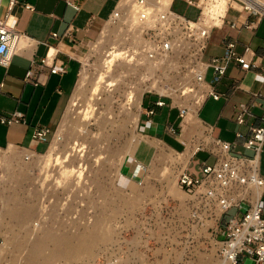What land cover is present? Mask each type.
Listing matches in <instances>:
<instances>
[{
  "label": "rangeland",
  "instance_id": "374dc122",
  "mask_svg": "<svg viewBox=\"0 0 264 264\" xmlns=\"http://www.w3.org/2000/svg\"><path fill=\"white\" fill-rule=\"evenodd\" d=\"M172 11L192 19L196 15L179 0ZM108 29L107 37L91 44L81 54L76 83L84 75L88 85L75 102L73 91L48 144L55 148L57 155L70 156L64 165L78 170L80 176L70 177L63 183L57 166L42 174L41 164L46 153L27 155L28 161H25L15 152L8 159L7 151H0V264H27L31 252L37 250L49 256L54 242L61 237L74 240L71 243L74 247L75 239L93 231L100 238L103 236V240L89 252L50 258L47 264H103L104 258L114 264H201L204 258L209 264H216L208 238L218 226L216 223L222 221H215L208 228L198 227L190 236H195V241L178 239L179 235L191 234L190 223L209 221L194 219L190 200L176 189L177 176L188 164L185 159L189 152L174 151L161 142L140 136L138 121L127 122L119 114L120 107L125 105L124 109L131 107L133 117L138 116L139 120L136 98L148 92L195 105L192 97L179 98L180 90L192 83L193 69L179 65L183 58L156 65L142 57H125L108 74L115 86L92 96L90 90L105 52H110L112 47L122 53L138 48L136 33L126 28ZM218 38L220 35L215 32L204 55L205 62L216 56L214 47ZM130 90L135 97L128 104L124 96ZM186 137H195L193 147L211 145L209 131L195 121ZM205 160L202 154L195 158L198 163ZM260 164L264 177V156ZM140 169L144 171L134 179ZM4 208L12 209L11 214H6ZM233 213L234 210L229 211L224 219ZM186 227L187 233L183 229ZM167 237L171 242L164 240ZM40 263V259L34 262Z\"/></svg>",
  "mask_w": 264,
  "mask_h": 264
},
{
  "label": "built area",
  "instance_id": "2783aa9c",
  "mask_svg": "<svg viewBox=\"0 0 264 264\" xmlns=\"http://www.w3.org/2000/svg\"><path fill=\"white\" fill-rule=\"evenodd\" d=\"M176 1L172 0L168 4L167 0H119L105 23L109 28H126L127 31L136 33L137 51H126L125 57H142L156 65L169 61L173 63L176 59L183 58L184 61L179 65L193 69L192 83L180 90L179 98L192 97L195 99V105H185L159 93L148 92V95L158 97L154 108L145 112L150 124L155 114L154 109L165 107L164 100L175 104L181 120L199 108L204 100H220L222 96L215 92V88L225 78L230 66L257 71L264 79V68L258 65V57L254 51L230 36H225L220 41V57H211L207 62L203 60L214 32L226 28L238 37L243 31H255L264 20V0H179L186 8L196 12L193 19L172 11ZM66 4L75 11L79 10V7L71 2L67 1ZM18 10L33 12V8L28 4L20 3L19 0H7L0 17L1 67L6 68L9 65L12 57L18 53L21 41L25 39V36L16 30ZM230 12L237 14L234 20L230 19ZM239 45L242 48L240 52ZM174 65L177 63L174 62ZM208 73L211 74L210 81L206 79ZM47 74H65L64 69H59L54 52L31 61L24 83L33 87L42 86ZM234 90L264 101V97L245 91L239 85H235ZM251 107L245 103L234 107L233 121L237 126H247L248 119L252 117ZM21 122L23 116L20 113L0 116V125L9 126ZM47 135L48 131H35L31 141L45 142ZM236 139L242 141V148L250 152L251 157L233 155L230 149L235 146L210 139V153L215 158L214 163H195V153L199 152L202 146L193 148L188 164L177 176L176 189L190 200L194 219L209 221L188 224V228L192 230L191 234L179 235L178 239L195 241L196 237L190 236L198 227L208 228L215 224L213 222L222 221L223 228L221 223H216L220 229L218 230L216 225L217 227L211 230L213 235L208 238L216 264H264V177L259 172V159L264 146V111L259 117V125H249L248 135L243 137L236 134ZM24 160L28 161V157H24ZM141 171L144 170H138L134 179L138 178ZM233 210L231 217L225 220L224 216ZM183 229H186L187 233V227ZM164 240L171 242L169 237ZM102 262L114 264L111 259L104 258Z\"/></svg>",
  "mask_w": 264,
  "mask_h": 264
},
{
  "label": "crops",
  "instance_id": "0c3cea01",
  "mask_svg": "<svg viewBox=\"0 0 264 264\" xmlns=\"http://www.w3.org/2000/svg\"><path fill=\"white\" fill-rule=\"evenodd\" d=\"M79 7L75 11L66 2ZM119 0H19L33 8L30 11H17L16 30L25 36L19 45L18 53L12 57L9 65L0 66V116L20 113L23 122L9 126L0 125V151L12 150L20 156H40L48 153L50 137L54 133L68 107L72 93L76 89L81 67V54L91 44L98 41L105 28V23ZM7 0H0V17L3 15ZM234 20L236 13H229ZM253 20V19H251ZM220 38L215 44L216 56L222 55L220 41L225 36L236 38L242 45H248L258 57V65L264 68V20L253 32L243 31L238 37L224 28L216 31ZM215 33V32H214ZM210 42L212 41L213 35ZM210 48L207 46L205 53ZM242 50L238 46V51ZM54 52L59 69H64L63 75H46L44 85L33 87L24 83L25 74L31 67V61L41 59ZM211 74L206 76L210 81ZM239 85L243 90L264 97V79L257 71H247L243 68L230 66L225 78L215 88L222 98L218 101L206 99L195 110L196 125L209 131L212 140L223 141L235 146L230 153L240 157H251L252 154L242 148V141L236 139V134L248 135V126H258L259 117L264 111V101L252 98L249 94L234 90ZM74 95V94H73ZM73 99V98H72ZM72 101V100H71ZM158 97L144 95L140 101V113L137 132L140 136L161 142L170 149H180L193 153L195 137L187 138L183 133V120L175 104L164 100L163 108H155L151 124L145 116L146 110L154 108ZM240 103L251 105L252 117L247 126L239 127L233 121L234 107ZM48 131L45 142L33 143L31 136L35 131ZM172 132H175L173 135ZM211 142V140H210ZM210 145H205L195 153V158L205 155L202 161L208 165L215 158L210 153ZM264 156V146L259 159L261 175V158ZM195 163H198L195 161ZM191 167V165H189ZM262 176V175H261ZM264 207V200L262 202ZM223 228V223H221Z\"/></svg>",
  "mask_w": 264,
  "mask_h": 264
},
{
  "label": "bare ground",
  "instance_id": "6f19581e",
  "mask_svg": "<svg viewBox=\"0 0 264 264\" xmlns=\"http://www.w3.org/2000/svg\"><path fill=\"white\" fill-rule=\"evenodd\" d=\"M167 1L169 4L172 0H167ZM108 33H109V29H108V25H106L103 32H102L100 39L103 37H107ZM135 43H137V42H135ZM51 53H52V51H51ZM105 53L106 54H104V56H103L100 70H98V73L94 79V82H93L91 90H90L92 96L99 95V93L101 92L102 89L115 86L110 81V76L108 74L112 71V68L114 67L115 63H117L120 59L121 60L125 59L124 55L126 52L122 53L117 48L112 47V48H110V52H108V53L105 52ZM126 58L128 59L129 55ZM127 61H130V60H127ZM87 85H88V82L86 80V77L84 75L80 76V80H79V83H78L77 88H76V92L74 95L73 102H75V100L78 98V96H80L82 93L85 92ZM187 89H189V88H187ZM133 92H134L133 90H130L124 96L125 99L127 100L128 104H129L130 100H131V102L134 100V97H135L134 94L135 93H133ZM136 99H137V101L135 102V105H136V109L138 110L141 107L140 106L141 98H136ZM127 102H126V104H127ZM72 105L74 106L75 104H72ZM124 107H125V105H124ZM124 107L123 106L120 107L121 112H119V114L125 116V121L132 122V123L137 122L138 116L133 117V115L131 113V111H132L131 107L127 108V109H124ZM89 108L90 107L88 106L87 109H89ZM85 109H86V107H85ZM85 115H87V111L85 112ZM195 120H196V117H195V110H194L192 113H190L188 116H186V118L183 122V133L185 135H187L188 132H190L192 125H193V121H195ZM6 154H7L6 156L8 157V159H10V158L12 159L14 157V152L12 150H7ZM46 155L47 156L44 157V161H42V164H41V169L44 171V173L42 171V174H46L48 169L54 168L57 166L58 167L57 170H58V174H59L58 176H61L60 179H63V183H64V180H68L70 177L77 175L76 177H74V178H77L80 176L81 173L78 170H74L71 168L69 169L66 164L64 165V163H66V161H67L66 159L70 156H68V155H63V156L57 155V153H55L54 147H50V149H49L48 153H46ZM186 156H187V158L184 155V157L186 158L185 162L186 161L189 162V159L191 157V153H189ZM57 170H56V172H57ZM46 177L48 178L49 176H46ZM65 183H66V181H65ZM60 184H62V183H60ZM3 211H5L6 214L7 213L11 214L12 209L8 210L7 208H4ZM98 237H99V235H97V232L93 231L89 235L80 236L77 239H75L76 245L74 247H72L71 243L74 240L70 239L68 236H63L54 242L55 246L53 247V250L51 251L49 256H43L41 254V252L37 251V250L33 251V252H31L30 260H28L27 264H34V262L38 261V259H40V261H41L40 264H47L48 260L50 258L65 257V256H69L71 254H77L78 255L80 253L89 252L93 248L94 245H96L98 242H101L103 240V236L101 238L100 237L98 238ZM206 260L207 259L204 258V261L201 264H209L207 262L208 260L207 261Z\"/></svg>",
  "mask_w": 264,
  "mask_h": 264
}]
</instances>
